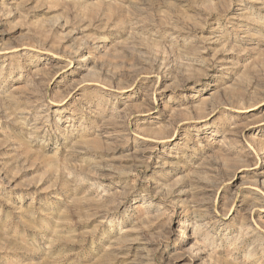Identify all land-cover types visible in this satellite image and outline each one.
I'll return each mask as SVG.
<instances>
[{
  "label": "rangeland",
  "instance_id": "obj_1",
  "mask_svg": "<svg viewBox=\"0 0 264 264\" xmlns=\"http://www.w3.org/2000/svg\"><path fill=\"white\" fill-rule=\"evenodd\" d=\"M0 264H264V0H0Z\"/></svg>",
  "mask_w": 264,
  "mask_h": 264
}]
</instances>
